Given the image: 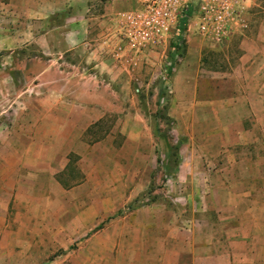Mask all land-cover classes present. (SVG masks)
<instances>
[{
  "label": "crops",
  "instance_id": "1",
  "mask_svg": "<svg viewBox=\"0 0 264 264\" xmlns=\"http://www.w3.org/2000/svg\"><path fill=\"white\" fill-rule=\"evenodd\" d=\"M143 7L144 0H0L1 43L4 38L15 47L40 42L44 55L50 46L59 51L39 72L35 88L44 95L35 103L20 102L28 112L11 122L22 128L0 134V264H264L252 238L254 224L240 213L247 193L242 198L231 192L234 183L224 184L225 197L205 190L196 196L201 203L213 199L220 205L200 223L165 211L162 217L156 203L127 211L156 180V149L144 123L137 121L134 132L128 116L118 122V144L115 130L90 139L123 106L118 95L128 90L124 79L144 74L161 76L172 92H180L170 105L195 109L192 114L201 119L189 123L250 122L241 116L226 120L222 115L232 109H251V122L260 121L264 0H246L245 27L234 28L224 44L199 36L196 18L181 17L166 42L135 48L123 40L121 17ZM97 8L103 14L93 19ZM54 17L59 23L50 24ZM68 40L78 49L90 46L84 56L79 50L73 55L82 63L64 58ZM51 75L58 76L54 83ZM48 87L56 94L49 95ZM33 104L39 105L31 115ZM192 133L185 145L191 160ZM247 136L239 133L235 144H244ZM182 150L174 183L184 188H212L214 169L237 172L241 157L254 151L221 147L206 153L197 168L186 165ZM187 170L191 177L182 179ZM183 198L188 202L192 196Z\"/></svg>",
  "mask_w": 264,
  "mask_h": 264
},
{
  "label": "rangeland",
  "instance_id": "2",
  "mask_svg": "<svg viewBox=\"0 0 264 264\" xmlns=\"http://www.w3.org/2000/svg\"><path fill=\"white\" fill-rule=\"evenodd\" d=\"M102 14L103 12L97 8L92 13L93 19L98 18ZM57 20L56 17L51 18L50 24L58 22ZM53 29L54 33L59 31V29ZM63 31H66V29L62 28ZM2 32L8 33L3 31V29ZM66 45L67 47L63 52L68 51L64 58H67L69 64L81 62L79 59H74L75 56L73 55H75L76 51H81L84 56L90 50L89 45H82L78 49L71 40H68ZM212 51L209 50L208 53ZM42 52L40 42L19 47L11 46L6 38L3 39L2 43L0 42V134L14 130L15 126H21L22 128V125H14L11 122L13 117L22 116L25 115L24 112H28L20 102L30 101L35 103L44 95V92L42 93L39 87L35 88V85L41 83L40 77H38L39 72L44 68L45 60L47 58H57L59 51L57 46L55 48L50 46L45 55ZM49 53L51 55H48ZM53 67V69H56L58 66L55 64ZM66 67L70 68V66ZM57 77L56 75L48 77L50 78L49 83H54ZM215 81L219 83L218 80ZM126 82L128 90L123 91V89H120L118 95L125 99L123 106L116 108L108 119L110 122H105L101 126L102 130H99L96 136L90 139L96 141L106 136L110 130H115V141L118 144L122 141V136L118 132L121 129L118 122L128 116L130 118L128 127L134 132H138L136 130L137 127L140 128L136 124L137 121L144 123L145 131L150 137L149 143L156 149V180L139 197L127 205V211H134L138 207L152 206L156 203V210L162 213V217H166L163 214L165 211L167 213L180 214L183 218L192 217L194 223H200L202 215L208 213L216 214L217 207L220 205L216 204L213 199L208 203H201L196 196L201 195L205 190L208 196L225 197L228 189L224 187V184L230 181L229 183H234V188H230L231 192L235 190L242 198L245 197L244 193H247L245 198L248 200L245 203L242 202L240 213L249 216L252 220L254 224L252 238L258 249L257 255L258 258H264V109H258L257 117L260 121L257 122H251V117H253L251 109L245 111L232 109L231 111H225L222 115L225 116L226 120L241 116L250 122L242 124L189 123L190 119L198 121L201 118L192 114L195 109L183 108L182 105H180L181 107L170 105L172 98L177 101L176 96L180 92H172L170 84L164 85L166 81L161 76L144 74L140 78L127 77L124 79V83ZM53 92L56 94V91L49 90L48 87L47 93L52 95L54 94ZM59 94L63 95L64 90L61 89ZM34 105L38 107L39 104H33L32 112H29L31 115H34L37 110ZM96 129H93V131ZM192 132L195 133V138L193 141L191 140L193 145L189 150L190 152L192 150L191 153H193V159L191 160V154L185 145L188 144V140L193 134ZM241 132L248 134L246 143L244 142L242 145L235 144L236 136ZM217 137H223L224 140L219 142ZM178 142H182V152L186 156V165H195L197 168L200 166L199 163L201 161H205L204 155L206 153L210 152L212 154L221 147L230 149L240 147L253 149L254 151L251 157L245 155L241 157L243 164L237 172L216 173L217 170L214 169L211 176L212 188H203L202 186L201 188L196 184L197 182L199 183L201 178L198 173L192 175V177L194 176L195 179L199 180L194 183L196 185L184 188L178 187V184L174 183L178 181V176L166 170L168 166L167 154L170 148ZM223 142L224 145H222ZM174 160H172L173 164ZM186 176L191 177L188 170L183 172L182 179ZM171 179L173 182H169ZM186 194L192 196L190 201L187 199L188 202L183 198L186 197ZM243 209L247 212H242ZM167 224H169L168 220Z\"/></svg>",
  "mask_w": 264,
  "mask_h": 264
},
{
  "label": "built area",
  "instance_id": "3",
  "mask_svg": "<svg viewBox=\"0 0 264 264\" xmlns=\"http://www.w3.org/2000/svg\"><path fill=\"white\" fill-rule=\"evenodd\" d=\"M245 3L246 0H144L142 10L122 15L123 40L135 48L161 45L184 17L188 22L196 18L199 36L224 44L234 28L245 27ZM182 35L181 32L179 36Z\"/></svg>",
  "mask_w": 264,
  "mask_h": 264
},
{
  "label": "trees",
  "instance_id": "4",
  "mask_svg": "<svg viewBox=\"0 0 264 264\" xmlns=\"http://www.w3.org/2000/svg\"><path fill=\"white\" fill-rule=\"evenodd\" d=\"M181 148H182V142H178L176 145L170 148L167 154L168 166L166 170L173 174H177V172L179 171V166L181 164V154H180ZM173 159H175L174 164L172 161Z\"/></svg>",
  "mask_w": 264,
  "mask_h": 264
}]
</instances>
